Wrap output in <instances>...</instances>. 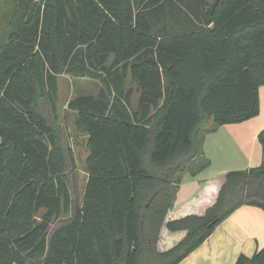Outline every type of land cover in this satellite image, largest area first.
I'll return each mask as SVG.
<instances>
[{"label":"trees","instance_id":"obj_1","mask_svg":"<svg viewBox=\"0 0 264 264\" xmlns=\"http://www.w3.org/2000/svg\"><path fill=\"white\" fill-rule=\"evenodd\" d=\"M2 2L0 264H179L237 208L264 210L263 161L228 171L203 215L168 219L203 124L260 114L264 0ZM62 73L104 83L67 105L88 135L81 203L72 149L53 124ZM145 150L166 172L145 168ZM164 225L185 236L161 251ZM235 264H264V247Z\"/></svg>","mask_w":264,"mask_h":264},{"label":"crops","instance_id":"obj_2","mask_svg":"<svg viewBox=\"0 0 264 264\" xmlns=\"http://www.w3.org/2000/svg\"><path fill=\"white\" fill-rule=\"evenodd\" d=\"M113 60L110 56L108 63ZM260 87V114L240 123L224 124L203 133L202 154L196 157L209 160L203 169L187 170L178 187L174 210L168 219H176L205 210L211 206L222 186L224 175L231 170H243L264 161V145L258 135L264 130L263 96ZM182 197V198H179ZM188 213V214H187ZM161 240L183 238L185 232L162 228ZM164 233V235H163ZM164 245V244H163ZM168 247V246H167ZM264 247V210L251 205L237 208L223 220L212 234L179 264H235L240 254L252 256Z\"/></svg>","mask_w":264,"mask_h":264},{"label":"rangeland","instance_id":"obj_3","mask_svg":"<svg viewBox=\"0 0 264 264\" xmlns=\"http://www.w3.org/2000/svg\"><path fill=\"white\" fill-rule=\"evenodd\" d=\"M7 11H8V6L5 5L2 2V0H0V37L4 39L6 38L8 31L11 30L7 26V21H6ZM103 85L104 83L101 79H98V78L96 79L90 76L75 77L67 73H62L58 76L57 113L54 116L53 124L62 132L63 137H64V142H66L70 146L73 152V157L75 161V178H74L75 191L78 196L79 203L82 202L85 185L88 179V173H87V157L89 155L88 135L78 129L76 113L68 110L67 105H68V102L72 98L78 95H81V94H90V95L97 96L101 88L103 87ZM129 86H134V87L136 86V84L133 83V81H131L130 76H128L127 78V87ZM262 96H263V102H264V92L262 93ZM138 97H139V93L135 91L133 98H132L131 109L136 108ZM45 110H47L48 114L52 116V113H50L49 108H45ZM262 115H263L262 118L264 119V106H263ZM213 124H214L213 120H209L207 123L203 124L202 129H201L202 132H200L202 133L200 135L201 138L203 135V130L207 128H211ZM143 156H144V166L151 173H156V171H158L159 173L166 172V171H161L160 169H158L157 166H155L150 161L148 150H145ZM203 161H204V158H201L198 161L194 160L190 164L191 170H194L195 168H197V165H199V163H202ZM182 175L183 173H181V176ZM178 187L179 186H177L176 184L173 185V191L176 188L178 191ZM179 198H182V197H179ZM175 201H176V198H175ZM175 201L173 203V207L171 210H174ZM196 213L198 215L204 214V212L201 210L197 211ZM57 223H54L53 226L56 227L58 225ZM163 227L165 228V230H168L165 225ZM181 239L182 238L161 240L159 250L161 251L166 250L174 246Z\"/></svg>","mask_w":264,"mask_h":264}]
</instances>
